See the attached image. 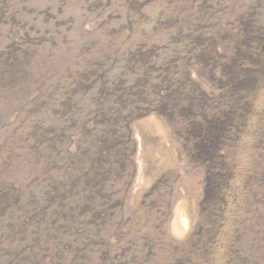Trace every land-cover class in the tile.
Instances as JSON below:
<instances>
[{"label": "rangeland", "instance_id": "1", "mask_svg": "<svg viewBox=\"0 0 264 264\" xmlns=\"http://www.w3.org/2000/svg\"><path fill=\"white\" fill-rule=\"evenodd\" d=\"M0 264H264V0H0Z\"/></svg>", "mask_w": 264, "mask_h": 264}]
</instances>
